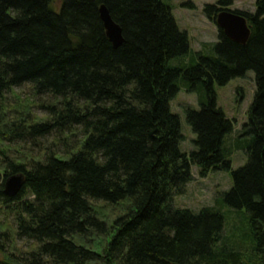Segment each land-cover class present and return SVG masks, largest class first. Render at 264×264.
Segmentation results:
<instances>
[{
  "label": "trees",
  "instance_id": "16d2710c",
  "mask_svg": "<svg viewBox=\"0 0 264 264\" xmlns=\"http://www.w3.org/2000/svg\"><path fill=\"white\" fill-rule=\"evenodd\" d=\"M55 1L0 0V205L14 216L17 240L33 245L21 252L0 227V264H264V0L254 13L235 11L248 21L247 44L220 31L212 56L191 53L171 0ZM233 4L217 0L205 13L215 21ZM103 6L122 29L119 48L106 35ZM250 71L256 94L246 141L235 145L248 161L232 171L233 123L217 107L216 87ZM182 86L201 106L186 111L197 135L190 155L171 109ZM24 88L36 102L20 98ZM51 136L63 150L46 145ZM15 144L37 151L8 155ZM192 166L202 178L232 173V188L199 213L174 206ZM15 175L25 185L10 198L4 185ZM99 203L123 214L108 224ZM226 207L247 231L237 242L224 236Z\"/></svg>",
  "mask_w": 264,
  "mask_h": 264
},
{
  "label": "rangeland",
  "instance_id": "374dc122",
  "mask_svg": "<svg viewBox=\"0 0 264 264\" xmlns=\"http://www.w3.org/2000/svg\"><path fill=\"white\" fill-rule=\"evenodd\" d=\"M166 1L170 3L169 0ZM216 1L217 0H171L170 4L173 8L174 19L178 28L187 34L191 53L194 55L203 50L205 52L204 54L212 56L213 52L210 48L211 46L209 47L208 45L215 44L219 41V29L214 21L208 18L205 13V7L207 5H216ZM55 2L54 7L60 8L61 0ZM230 9L232 11L239 10L254 13L255 0H234V5ZM191 53L189 56H191ZM189 56L186 58V61ZM195 61H197V58ZM16 91L17 93H20V98L22 100L27 99L28 103L36 102L33 100V93L28 88L18 89ZM255 94V74L252 71L246 73L244 77L233 79L224 87H216L217 107L221 109L226 118L233 123V132L227 137L226 141V146L232 150L230 157L232 171L243 167L248 161L247 150L238 149L235 145L239 139L240 141H246V137L241 139L240 136L245 124L249 122V110L253 104ZM38 99L40 104V98ZM43 100L44 99H41V102ZM171 109L172 112L177 114L181 119L183 134L181 150L184 153H187V155H190L191 152L197 150L194 143L197 140V135L188 125L186 111L188 109H194L197 111L201 110L198 94L188 93L182 86L180 92L171 103ZM36 112L39 119H46L41 110L37 108ZM49 138V141L48 139L45 140L46 145L49 146L52 143L58 145L60 143L58 146H65V142H62L61 140L57 141V138L55 140L54 136ZM0 141L5 142L4 137L0 136ZM63 148V146L56 147L57 151L63 150ZM36 151V147L32 150L27 144H15L8 146L7 153L11 156L23 157L24 155H34ZM1 160L2 157H0V161ZM18 162L23 164L26 163L24 160ZM192 176L193 180L187 185L183 194L174 198L175 207L189 209L195 213H199L204 208L216 206L217 202L220 200L221 194L228 192L233 186L231 171L211 172L206 178H202L200 176L199 168L192 166ZM1 184L3 183L0 182V185ZM96 207L108 224H112V222L118 216H121L124 211L122 206L113 208L103 203H99ZM222 210L225 212L226 217H229L231 214L224 236L231 237L232 239L235 238L234 241L236 242L242 240L241 238L247 235L246 229L241 228L242 225L244 226L242 220L234 211L233 213H230L228 207H226V210ZM0 227H4L6 231L9 232V237L10 234L13 236V241L15 240L13 245L21 252L30 251L33 248V245H30V242L23 239L17 240L14 216L9 207L3 205H0Z\"/></svg>",
  "mask_w": 264,
  "mask_h": 264
},
{
  "label": "water",
  "instance_id": "95a60500",
  "mask_svg": "<svg viewBox=\"0 0 264 264\" xmlns=\"http://www.w3.org/2000/svg\"><path fill=\"white\" fill-rule=\"evenodd\" d=\"M100 16L103 21L106 35L115 48H119L124 43L121 27L116 24L106 7H101ZM218 27L225 35L235 43L245 45L250 39L251 30L248 27L247 19L243 16L223 11L217 18ZM25 185L24 175H15L5 182V195L10 198L16 197Z\"/></svg>",
  "mask_w": 264,
  "mask_h": 264
},
{
  "label": "bare ground",
  "instance_id": "6f19581e",
  "mask_svg": "<svg viewBox=\"0 0 264 264\" xmlns=\"http://www.w3.org/2000/svg\"><path fill=\"white\" fill-rule=\"evenodd\" d=\"M245 18V17H244Z\"/></svg>",
  "mask_w": 264,
  "mask_h": 264
}]
</instances>
